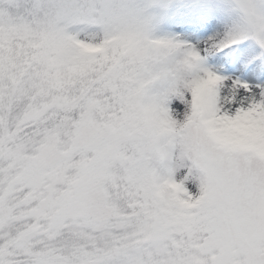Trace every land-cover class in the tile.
<instances>
[{
    "label": "snow or ice",
    "instance_id": "obj_1",
    "mask_svg": "<svg viewBox=\"0 0 264 264\" xmlns=\"http://www.w3.org/2000/svg\"><path fill=\"white\" fill-rule=\"evenodd\" d=\"M0 264H264V0H0Z\"/></svg>",
    "mask_w": 264,
    "mask_h": 264
}]
</instances>
